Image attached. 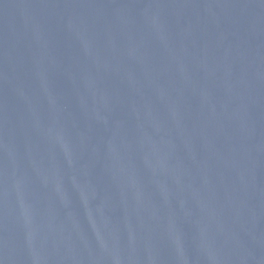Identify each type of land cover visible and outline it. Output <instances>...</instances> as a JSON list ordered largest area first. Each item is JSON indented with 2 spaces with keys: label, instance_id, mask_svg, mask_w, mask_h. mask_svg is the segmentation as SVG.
Returning a JSON list of instances; mask_svg holds the SVG:
<instances>
[{
  "label": "water",
  "instance_id": "water-1",
  "mask_svg": "<svg viewBox=\"0 0 264 264\" xmlns=\"http://www.w3.org/2000/svg\"><path fill=\"white\" fill-rule=\"evenodd\" d=\"M0 264H264V0H0Z\"/></svg>",
  "mask_w": 264,
  "mask_h": 264
}]
</instances>
